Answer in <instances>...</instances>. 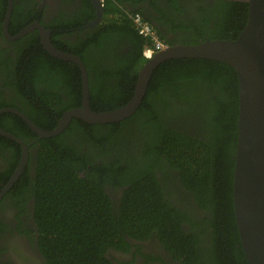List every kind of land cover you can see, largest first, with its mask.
<instances>
[{"label": "trees", "instance_id": "1", "mask_svg": "<svg viewBox=\"0 0 264 264\" xmlns=\"http://www.w3.org/2000/svg\"><path fill=\"white\" fill-rule=\"evenodd\" d=\"M128 2L133 0H104L101 26L94 38L87 41L86 47L79 46L76 50L59 45L62 29L52 24L57 29L51 37L55 46L75 53L88 69L94 111L113 110L133 98L139 71L148 60L144 50L153 46L152 38L140 35L135 29L128 16L131 13L126 6ZM139 3L141 10L135 13L141 14L169 46L178 42L170 40L162 27L168 32L192 28L198 35L210 39H235L248 19L249 4L242 0H217L210 8L211 13L200 6L199 16L190 27L181 14L194 5L192 2L139 0ZM6 8L7 0H0V32ZM211 21L219 23L215 32L208 26ZM15 22L12 19V34L25 26V22ZM110 37L122 49L112 60V67H108L111 63L101 64L100 53L91 52L92 57H89L87 50L102 49L103 38ZM205 37L182 44H196ZM18 41L22 67L16 68L9 77L22 107L20 111L43 129L52 130L66 111L82 106L81 69L72 62L51 56L37 36L28 34ZM94 54H97L96 59ZM90 64H94L93 72ZM238 83L234 68L220 61L198 58L166 60L155 68L143 103L130 118L103 125L74 118L59 135L39 140L33 188L37 196V223L42 233L40 246L48 264H111L108 248H126L125 235L141 238L157 231L164 236L171 229L182 232L180 237H175L181 248L180 259L185 264L191 259L195 264H201L199 252L189 253L188 243L198 250L204 235L210 236L214 243L209 251L210 264H249L240 242L233 198ZM1 105L9 106L10 103L3 101ZM5 115L13 117L12 123L4 125L11 133L26 141L36 136L19 116ZM140 133L145 138L147 154L162 156L163 162L181 174L184 184L194 192L198 202L210 208L211 218L203 222L206 230L198 237L181 231L180 224L184 219L177 209H170L172 204L155 175L162 166L151 160L150 165L147 162L142 169L137 168V172L120 167L123 173L113 175L110 181L116 186H128L115 208L99 182L100 173L87 168L90 155H80L79 141L88 143L95 151L101 147L121 150V140ZM3 139L15 152L14 163L17 165L20 144ZM116 165L118 167L120 163ZM83 168L87 171L81 176ZM103 169L110 173V169ZM124 170L129 173V178ZM23 178L31 181L28 172ZM228 247L231 248L229 253Z\"/></svg>", "mask_w": 264, "mask_h": 264}, {"label": "flooded vegetation", "instance_id": "2", "mask_svg": "<svg viewBox=\"0 0 264 264\" xmlns=\"http://www.w3.org/2000/svg\"><path fill=\"white\" fill-rule=\"evenodd\" d=\"M13 2V14L16 9V15L12 14L11 22L12 19H15V23L25 22V26L22 29L31 24L38 23L47 29H51L52 34L57 30L53 27L54 25H52L55 24L59 29H62L61 44L59 45L65 46L67 49L76 50L79 46H85L87 41L94 38L93 35H95L97 28L101 26L104 18L103 15L102 20L100 22L97 21L99 11L93 0H13ZM187 2H192L194 5H190L188 11L181 14V17L184 18V21L188 24L187 26L190 27V23L195 21L199 16L200 6H202L207 13H211L210 8L215 5L217 0H184V4ZM8 4L9 1L7 0L6 11L8 9ZM126 6L131 11L129 14H134L137 10H141L142 7L139 0L128 2ZM10 25L9 32L14 36L17 33H11ZM218 25L219 23L211 21L208 26L215 32L218 30ZM162 29L167 33L168 38L170 40L175 39V41L178 42L177 44L192 42L205 37L201 34L198 35L192 28L176 29L173 32H168L164 27H162ZM204 30L207 31L205 28ZM28 34L33 37H39L41 41L38 29L30 31L25 36ZM22 38L15 40L7 39L4 36L2 27L0 32L1 111L5 108H15L19 111L20 108L22 109L12 89V82L9 77L16 68L22 67L19 62V47L21 44L20 41H18ZM206 39L210 38L205 37V40ZM102 44V49L98 48L96 50L88 48L89 57H92L91 52L100 53L102 57L101 64L106 65L111 63L108 67H112V60L116 59L115 56L122 52V49L118 47L119 45L115 42L113 37L107 39L103 38ZM88 52L86 51V53ZM93 58L96 59L97 54H94ZM94 64H90L91 71L93 70ZM3 101L10 103V105L2 106L1 102ZM178 105L181 104L179 103ZM7 113H13L20 117V115L13 111L0 112V128L5 130L7 129L4 125L12 123L11 120L13 119V117L5 115ZM28 128L32 131V134H36L35 137L27 141L23 139L27 144H30L29 159L23 173L9 189H7L8 184L13 178L21 161L23 149L20 145L21 153L19 155V162L16 165L14 163L15 152L7 146L8 143L3 138L13 142L16 141L0 133V264H48L40 246L42 233L37 223V196L36 190L33 188L35 182L34 178L36 176L35 169L37 166V144L41 138H39L38 134L29 125ZM196 128L198 129V127ZM7 131L10 132L9 130ZM32 142L33 144H31ZM120 142L122 146L121 150L118 148L109 150L101 147V149L95 151L88 143H80V141L78 145L82 157L87 154L90 155L88 157V162L90 164H87V168H94L97 170V173H100L98 174L101 178L99 182L102 184V187H104L105 192L110 196L114 203L113 206L116 208L117 203L121 201L123 190H125L128 185L125 184L122 187L116 186L112 184L110 177L122 174V169L124 167H128L137 172V168L138 170L142 169L147 162L150 165L152 160L155 165L159 167L162 166L161 168L156 167L159 169L155 171V175L159 179L168 201L172 204V208L170 209H177V213L180 214L179 216L184 219L180 224L181 231L183 230L188 235L193 234L197 237L201 235L202 232H205L206 228L202 226L203 222L211 218L210 215L212 212L209 207L203 206L198 202L193 191L191 192L188 190L181 174L173 166L167 162H163L161 160V158L163 159L162 156L150 157L147 154V146L144 145L145 138L141 133L125 137ZM98 144L102 145V143ZM117 163H120V166L117 167ZM100 166L101 168H98ZM120 167L122 169H119ZM87 168H83L81 176L86 173ZM103 168L110 169V173L107 174ZM27 172L30 175V182L23 178V176H27ZM124 173L129 178V173L125 170ZM170 218L172 219V217ZM181 234L182 232L177 233L171 229V231L164 236H161L160 233L158 234L157 231L150 234L147 233L141 238L125 235L128 246L126 248L125 246H111L108 248L107 256L111 264H185L180 259L181 248H179V245L176 243L177 238L175 237V235L180 237ZM213 244V239H211L210 236L204 235L201 238V245L198 250L193 248L192 243H188L189 253L199 252L198 255L201 257V264H210V262H208V258L210 257L209 251H212ZM230 249L231 248L228 247L227 253H229ZM186 264H195L194 259L188 260Z\"/></svg>", "mask_w": 264, "mask_h": 264}, {"label": "water", "instance_id": "3", "mask_svg": "<svg viewBox=\"0 0 264 264\" xmlns=\"http://www.w3.org/2000/svg\"><path fill=\"white\" fill-rule=\"evenodd\" d=\"M3 21V33L9 40L20 39L38 29L41 44L53 57L72 62L81 69L82 106L69 109L52 130H45L28 115L15 108L13 111L38 134L51 138L68 128L74 118L103 125L120 123L135 114L147 94L153 72L162 62L171 59H209L225 63L237 72L239 86V116L235 153L233 198L234 212L242 249L249 264H264V0H242L249 4L248 19L244 29L235 39H206L196 44H176L157 52L139 71L133 98L125 105L108 111H94L91 106L89 75L83 60L72 53L55 47L51 29L35 23L11 35L9 25L14 9L8 0ZM240 1V0H238ZM102 20L105 10L101 0H93ZM0 133L18 142L23 149L21 161L7 189L23 173L29 159L30 144L17 135L0 128ZM33 144V142L31 143Z\"/></svg>", "mask_w": 264, "mask_h": 264}, {"label": "built area", "instance_id": "4", "mask_svg": "<svg viewBox=\"0 0 264 264\" xmlns=\"http://www.w3.org/2000/svg\"><path fill=\"white\" fill-rule=\"evenodd\" d=\"M129 16L133 20L139 34L146 37H150L153 40V46L148 47L144 50V56L147 59L152 58L157 52L167 47L166 44L159 39L152 26L146 21H144L139 14H129Z\"/></svg>", "mask_w": 264, "mask_h": 264}, {"label": "clouds", "instance_id": "5", "mask_svg": "<svg viewBox=\"0 0 264 264\" xmlns=\"http://www.w3.org/2000/svg\"><path fill=\"white\" fill-rule=\"evenodd\" d=\"M102 1V0H101ZM104 1V0H103ZM103 1H102V3H103ZM129 14V13H128ZM139 14V13H138ZM140 16H141V14H139ZM142 17V16H141ZM147 22V21H146ZM147 23H149V22H147ZM150 24V23H149ZM151 25V24H150ZM152 26V25H151ZM134 27H135V29L137 30V28H136V26H135V24H134ZM152 28H153V26H152ZM156 31V30H155ZM137 32H138V30H137ZM139 33V32H138ZM156 34H157V32H156ZM157 36H158V34H157ZM160 39V38H159ZM161 40V39H160ZM162 41V40H161ZM164 42V41H163ZM165 43V42H164ZM166 44V43H165ZM166 46H168V44H166ZM144 54V53H143Z\"/></svg>", "mask_w": 264, "mask_h": 264}]
</instances>
